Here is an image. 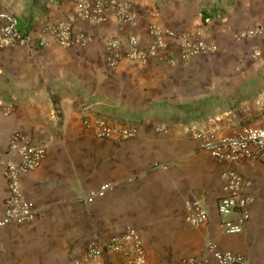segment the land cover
Returning a JSON list of instances; mask_svg holds the SVG:
<instances>
[{
	"label": "crops",
	"instance_id": "obj_1",
	"mask_svg": "<svg viewBox=\"0 0 264 264\" xmlns=\"http://www.w3.org/2000/svg\"><path fill=\"white\" fill-rule=\"evenodd\" d=\"M107 1L129 3L136 23H117L113 10L101 24L81 20L71 0H0V13L14 14L27 32L23 42L0 50V217L13 138L23 135L46 151L41 167L21 179L36 216L0 230V264H70L90 243L129 226L145 250L139 264H185L200 258L208 241L239 254L243 264H264V163L219 162L192 137L207 128L229 136L264 126V0ZM60 22L93 41L58 45L47 28ZM150 25L202 39L211 50L182 60L179 45L162 34L167 47L147 65L122 61L111 68L105 38L136 35L145 46ZM251 30L261 34L248 36ZM98 120L136 133L100 138ZM229 170L250 182L244 192L252 198L244 231L233 235L223 222L237 214L218 211ZM105 183L114 188L87 202ZM193 199L208 211L204 224L186 217ZM103 261L124 264L107 250Z\"/></svg>",
	"mask_w": 264,
	"mask_h": 264
},
{
	"label": "built area",
	"instance_id": "obj_2",
	"mask_svg": "<svg viewBox=\"0 0 264 264\" xmlns=\"http://www.w3.org/2000/svg\"><path fill=\"white\" fill-rule=\"evenodd\" d=\"M77 18L101 24L105 20L107 10H113L116 22L125 26L134 25L137 15L129 3H115L107 0H71ZM0 50L24 41L19 30V22L10 12L0 13ZM152 40L143 45L136 35L108 36L105 38V51L107 62L111 68L118 66L122 61H128L141 66L147 65L156 58L160 50L167 47L161 38L162 34L172 38L180 47L182 60L210 51L211 49L202 39L193 41L187 34H179L170 29L150 25ZM48 34L60 46L70 47L75 44L86 45L93 41L91 36L77 32L72 25L66 22L52 24L47 28ZM261 34L259 30L247 32L248 36ZM246 35V34H245ZM256 50L254 55L260 56ZM95 126V135L107 139H127L135 135L133 129L113 126L104 120H98ZM202 149L207 151L212 158L222 162L237 160L242 157L257 158L264 163V126H243L238 132L229 136H218L217 133L207 128L192 133ZM46 151L42 145L32 143L23 135H17L11 141V155L4 169V176L8 183V196L5 199L3 214L0 217V230L9 224H23L32 221L36 216V209L31 200L23 194L21 179L26 174L38 169L43 164ZM157 168L166 169L167 166L155 164ZM226 195L218 202V211L221 215L237 214L236 218H229L223 222L227 234H239L245 229L250 218L249 206L252 198L245 194V189L250 182L240 173L229 170L222 174ZM114 188L113 184L105 183L90 191L85 199L87 202L104 198ZM186 217L193 225H201L208 221L207 209L199 201L193 199L187 204ZM118 252L124 258V264H139L145 260V250L142 246L137 230L131 226L125 232L113 236L104 243H90L83 256L74 258L70 264H105L103 256L105 251ZM185 264H243L239 254L222 251L218 246L208 241L203 255L192 258Z\"/></svg>",
	"mask_w": 264,
	"mask_h": 264
},
{
	"label": "trees",
	"instance_id": "obj_3",
	"mask_svg": "<svg viewBox=\"0 0 264 264\" xmlns=\"http://www.w3.org/2000/svg\"><path fill=\"white\" fill-rule=\"evenodd\" d=\"M28 23H29V22H28ZM19 30H20V29H19ZM20 32H21V30H20ZM25 33H27V32H24V34H25ZM21 34H22V36L24 37V34H23L22 32H21Z\"/></svg>",
	"mask_w": 264,
	"mask_h": 264
}]
</instances>
